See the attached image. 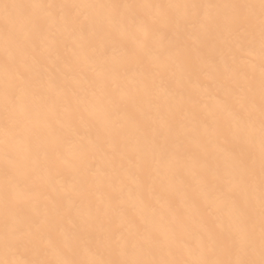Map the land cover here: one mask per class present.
<instances>
[{
    "label": "bare ground",
    "instance_id": "6f19581e",
    "mask_svg": "<svg viewBox=\"0 0 264 264\" xmlns=\"http://www.w3.org/2000/svg\"><path fill=\"white\" fill-rule=\"evenodd\" d=\"M261 17L0 0V264L258 261Z\"/></svg>",
    "mask_w": 264,
    "mask_h": 264
},
{
    "label": "snow or ice",
    "instance_id": "6c2138e0",
    "mask_svg": "<svg viewBox=\"0 0 264 264\" xmlns=\"http://www.w3.org/2000/svg\"><path fill=\"white\" fill-rule=\"evenodd\" d=\"M48 8H54L56 5H47ZM62 7H69L68 5H63ZM193 8H199L200 5L193 4ZM261 7V29H262V50H264V0H260ZM7 99L9 103H14L15 97L11 89L7 90ZM262 123H261V154L262 160H264V94H262ZM241 126L240 131H244V116H241ZM262 176H264V166H262ZM226 195L231 196V189L226 193ZM261 216H262V227H261V258L257 260H237V261H227V262H214V264H264V180H262V195H261ZM22 229H17L21 231ZM30 264H41V262H30ZM56 264H78L76 261H57ZM97 264H178V262H158V261H145V260H122V261H109V262H97ZM199 264H209L208 261H201Z\"/></svg>",
    "mask_w": 264,
    "mask_h": 264
}]
</instances>
